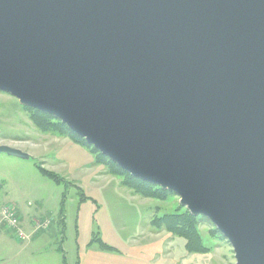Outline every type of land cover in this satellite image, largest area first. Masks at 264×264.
Here are the masks:
<instances>
[{"label": "water", "instance_id": "95a60500", "mask_svg": "<svg viewBox=\"0 0 264 264\" xmlns=\"http://www.w3.org/2000/svg\"><path fill=\"white\" fill-rule=\"evenodd\" d=\"M0 91L264 264V0H0Z\"/></svg>", "mask_w": 264, "mask_h": 264}, {"label": "rangeland", "instance_id": "374dc122", "mask_svg": "<svg viewBox=\"0 0 264 264\" xmlns=\"http://www.w3.org/2000/svg\"><path fill=\"white\" fill-rule=\"evenodd\" d=\"M31 115L29 106L0 91V144L32 154L21 159L0 153L2 192L23 207L26 217L51 219V226L65 229L62 246L69 264H85L86 248H99L98 240L116 248L106 254L116 256L118 264H236L232 245L204 216L195 215L204 252L190 251V235H175L152 224L167 214L189 212L174 192L164 198L140 195L123 184L127 174L96 162L100 152L96 155L68 137L40 132ZM36 164L66 182L42 175Z\"/></svg>", "mask_w": 264, "mask_h": 264}, {"label": "crops", "instance_id": "0c3cea01", "mask_svg": "<svg viewBox=\"0 0 264 264\" xmlns=\"http://www.w3.org/2000/svg\"><path fill=\"white\" fill-rule=\"evenodd\" d=\"M15 148H18L23 152L28 153L22 147L17 146ZM28 154L30 156L32 155L31 153ZM6 155L21 158L15 155ZM40 173L44 175L41 170ZM3 189L4 188H2V190ZM1 193L2 194L0 195L3 198L1 201L3 203L1 204H10L15 208L17 215L20 217L21 220V227L27 233L28 237L23 240L17 239L14 236L13 232L8 230L3 225L0 219V264H69V262L66 261L67 259L65 257V251L62 246V243L65 240V229L62 227L55 228V225L51 226V219L43 221L32 220L31 217H26L23 214V207L18 202L9 201L5 197V194L3 195V192ZM63 197H65V195ZM63 201L61 208L62 212H64ZM44 222L46 223L45 226L36 225V223L38 224ZM91 246L92 245L88 246L85 250V264H103L106 261L118 264L116 262V259H118L116 256H114L113 254H106L107 252L113 253L115 250H103L99 247L94 248L90 252ZM82 256H84V254ZM80 263L84 264L82 261H80Z\"/></svg>", "mask_w": 264, "mask_h": 264}, {"label": "trees", "instance_id": "16d2710c", "mask_svg": "<svg viewBox=\"0 0 264 264\" xmlns=\"http://www.w3.org/2000/svg\"><path fill=\"white\" fill-rule=\"evenodd\" d=\"M30 109L32 111V121L35 123L40 132L54 133L60 136L68 137L76 144H82L90 147L96 155L99 152L91 145L86 143L83 139L73 134L59 119L40 110L31 107ZM99 157L100 159L98 161L96 159L97 163H100L102 165L107 164L108 167L110 169L112 168V170H114L113 172L115 173L117 172L120 174H127L128 178L123 181V184L126 187L133 189L140 195H143L144 197L164 198L167 193H170L169 190H164L152 183L145 182L141 179L133 177L131 174L117 166L114 162H111L108 157L102 154H99ZM37 167L45 176L54 179L59 184L65 182L64 178L59 174L43 168L40 164H37ZM152 224L157 227L165 228L175 235H190V243L192 244L190 251L192 252H204L206 250V248L202 245L201 239L196 230V224H198L197 217H195V215L191 214L190 212L167 214L165 216L156 218L155 220H153ZM98 244L99 247L103 250L116 249L115 247H112L101 240H98Z\"/></svg>", "mask_w": 264, "mask_h": 264}, {"label": "built area", "instance_id": "2783aa9c", "mask_svg": "<svg viewBox=\"0 0 264 264\" xmlns=\"http://www.w3.org/2000/svg\"><path fill=\"white\" fill-rule=\"evenodd\" d=\"M2 183L0 182V194L2 192ZM0 219L3 225L13 232L14 236L23 240L28 237L27 233L21 227L20 217L17 215L15 208L10 204L0 203ZM37 226H45L46 223H36Z\"/></svg>", "mask_w": 264, "mask_h": 264}]
</instances>
